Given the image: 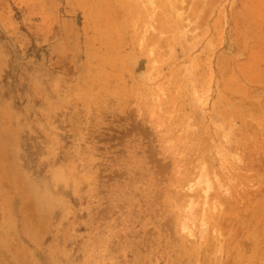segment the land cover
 Instances as JSON below:
<instances>
[{
    "label": "rangeland",
    "instance_id": "obj_1",
    "mask_svg": "<svg viewBox=\"0 0 264 264\" xmlns=\"http://www.w3.org/2000/svg\"><path fill=\"white\" fill-rule=\"evenodd\" d=\"M0 264H264V0H0Z\"/></svg>",
    "mask_w": 264,
    "mask_h": 264
},
{
    "label": "bare ground",
    "instance_id": "obj_2",
    "mask_svg": "<svg viewBox=\"0 0 264 264\" xmlns=\"http://www.w3.org/2000/svg\"><path fill=\"white\" fill-rule=\"evenodd\" d=\"M209 189H210V186H209L208 183L206 182V190H205V193H207Z\"/></svg>",
    "mask_w": 264,
    "mask_h": 264
}]
</instances>
